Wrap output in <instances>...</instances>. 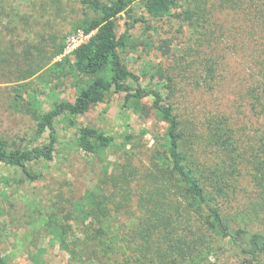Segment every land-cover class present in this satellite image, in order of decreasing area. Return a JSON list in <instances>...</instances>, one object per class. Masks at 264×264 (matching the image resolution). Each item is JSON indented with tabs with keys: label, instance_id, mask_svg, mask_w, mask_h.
Wrapping results in <instances>:
<instances>
[{
	"label": "rangeland",
	"instance_id": "374dc122",
	"mask_svg": "<svg viewBox=\"0 0 264 264\" xmlns=\"http://www.w3.org/2000/svg\"><path fill=\"white\" fill-rule=\"evenodd\" d=\"M81 1L0 0V36L5 41L0 43V138L18 143L32 139L37 121L31 111L48 112L57 102H74L79 84L90 80L64 62L74 61L70 45L82 21L95 17ZM182 2L164 17L150 16L140 2L121 14L117 34L128 33L121 58L140 76L143 86L160 91L165 102L192 125L201 129L207 117L222 112L232 117L248 140L263 121L249 111L244 98L251 82L249 66L235 48L243 19L222 5L209 23L201 9V25L199 14L191 24L183 11L192 2ZM141 16L148 24L135 22ZM205 27L215 28L217 37L204 39ZM253 45L254 56L264 53V43ZM208 67H218L217 82L205 81ZM86 126L114 137L113 145L99 154L81 149L78 134ZM55 127L54 159L32 167L42 173L40 180L30 182L20 172L0 168V264H71L58 235L61 227L67 229L69 240L80 235L78 225L85 214L78 203L89 192L98 194L100 208L113 204L106 219L112 238L129 240L126 233L141 217L136 207L140 189L134 185L155 168V155L167 130L153 99L126 104L124 93H112L85 115L57 118ZM132 172L137 180L129 190L126 184ZM240 188L229 205L231 213L254 210L255 204L263 203L256 200L249 182L241 180ZM249 215H237L235 222L249 229L264 228V209ZM212 247L221 248L218 253L224 264H249L231 253L223 256L228 248L225 241H216ZM209 257L217 260L215 255ZM114 259L108 258L111 264ZM253 264H264V255Z\"/></svg>",
	"mask_w": 264,
	"mask_h": 264
},
{
	"label": "trees",
	"instance_id": "16d2710c",
	"mask_svg": "<svg viewBox=\"0 0 264 264\" xmlns=\"http://www.w3.org/2000/svg\"><path fill=\"white\" fill-rule=\"evenodd\" d=\"M137 2L152 17H164L183 3L182 0H82L87 13L95 15L80 25L91 36L74 51L73 62L69 58L64 62L90 80L79 84L74 102H57L48 112L30 110L37 121L32 139L18 143L0 138V168L20 172L30 182L38 181L42 173L32 167L54 159L57 118L85 115L112 93H124L126 104L152 98L153 108L167 124V130L161 150L155 155V168L134 185L140 189L136 207L139 213L142 211L141 217L126 233L129 240L112 238L106 219L114 210L113 204L102 209L98 206V194L89 192L78 203L79 211L85 214L78 225L80 235L69 240L65 227H61L58 235L71 257L70 263L111 264L108 258L115 257L114 264H224L218 253L221 248L212 247L220 240L228 246L223 256L231 253L253 264L264 255V228L242 227L235 218L248 214L251 218V213L258 214L264 209V53L254 56L252 52L254 43H264V0H190L192 3L183 11L191 24L195 15H201L200 25L201 9L203 20L208 23L222 5L242 17L243 30H238L235 48L237 53L242 51V61L249 66L251 82L246 85L244 98L249 111L263 121L252 136L255 137L248 140L239 133L232 117L222 112L207 117L201 129L192 125L176 113L172 104L165 102L160 91L143 86L140 76L129 70L120 55V50L127 47L128 33L119 37L116 22ZM135 22L148 24L145 16ZM205 28L204 39L217 37L215 28ZM1 42L5 41L0 36ZM58 52L63 54L64 46ZM207 70L205 81L217 82L218 67ZM114 140L88 126L80 128L78 134L79 147L90 154H99L111 147ZM131 176L126 184L129 190L137 180L134 172ZM241 180L249 182L256 200L262 199L263 203L255 204L254 210L233 214L229 205L239 195ZM126 234L123 236L128 238ZM214 255L217 260H210L209 256Z\"/></svg>",
	"mask_w": 264,
	"mask_h": 264
},
{
	"label": "built area",
	"instance_id": "2783aa9c",
	"mask_svg": "<svg viewBox=\"0 0 264 264\" xmlns=\"http://www.w3.org/2000/svg\"><path fill=\"white\" fill-rule=\"evenodd\" d=\"M90 36V34H86L84 31L81 30L77 37H73L72 44L70 45V52L73 54L79 46L87 43Z\"/></svg>",
	"mask_w": 264,
	"mask_h": 264
}]
</instances>
